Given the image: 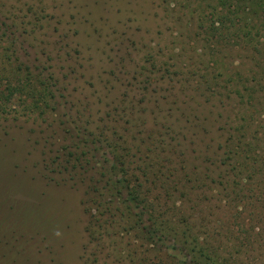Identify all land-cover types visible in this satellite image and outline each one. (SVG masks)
<instances>
[{
    "label": "trees",
    "instance_id": "16d2710c",
    "mask_svg": "<svg viewBox=\"0 0 264 264\" xmlns=\"http://www.w3.org/2000/svg\"><path fill=\"white\" fill-rule=\"evenodd\" d=\"M30 1L26 0L16 11H1L0 113L7 118L34 120L46 125V129H53V134L47 136L55 138L52 142L55 148H49V158H45L48 166H52L46 169L66 172L70 179L85 183L86 194L99 204L101 215H107L105 220L93 216L98 222L90 221L86 227L88 240L82 253L85 264L110 263L103 243L104 230L115 215L123 220L120 228L130 221L153 244L164 241L169 234L186 238L193 233L191 212L177 211L179 208L172 200L179 196L180 201H193L189 196L192 191L186 185L206 191L215 183L227 192L230 203L248 207L252 219L264 217V0H149L155 14L180 28L182 36H186L184 42L195 47L196 57H189L194 62L187 64L190 71L186 76L194 81L192 86L200 84L196 85L199 90L193 92L199 93L200 88L208 90L231 120L228 132L227 127H221V132L213 135L197 131L195 142L190 139L199 146L198 152L204 158L205 165L199 171L184 164V161L192 164L191 158L185 151L180 154L176 147L182 145L183 138L188 139L186 133L190 134L194 126L175 116L169 101L158 104L157 128L152 130L139 123L132 132L123 125V132L112 117L103 120L93 117L88 104L74 96L78 91L75 86L78 69L61 53L63 46L49 40L52 35L48 32L46 9L42 7L37 14L36 26H29L30 19L24 18L27 15L23 14L24 7L28 8ZM26 46L37 49L35 61L26 62L19 56ZM230 51L247 54L248 67L229 70L223 76L221 67H225L224 59ZM125 61L123 56L113 69V75L123 81ZM127 84H123L127 99L123 95L125 98L117 99L113 106L122 115L124 111L138 110L142 101L157 97L148 89H129ZM15 96L19 97L16 108L10 105ZM169 114L173 115L171 120H167ZM78 128L88 138L84 139ZM60 132L63 139L58 137ZM205 139H209L207 143ZM98 150L105 155L110 153V157L99 159ZM78 180L74 181L80 183ZM152 192L154 197L150 198ZM23 216L27 219L24 222H31L29 215ZM177 224L185 228L180 229ZM29 234L31 231L19 232L15 228L0 233V264H39L29 256L21 259L23 247L18 245V237ZM199 237L194 236L193 245L188 246L197 261L218 264L212 250H208L211 245L198 248Z\"/></svg>",
    "mask_w": 264,
    "mask_h": 264
},
{
    "label": "rangeland",
    "instance_id": "374dc122",
    "mask_svg": "<svg viewBox=\"0 0 264 264\" xmlns=\"http://www.w3.org/2000/svg\"><path fill=\"white\" fill-rule=\"evenodd\" d=\"M25 2L0 0V15L2 10L16 11ZM30 2L28 8L24 7L23 14L27 13L24 18L30 19L29 26H36L37 14L42 7L46 9L48 32L52 35L49 40L56 46H63L61 53L67 55V62L78 69L74 82L78 91L74 96L88 104L95 119L110 116L123 132V125L132 132L139 123L152 130L157 128L158 104L167 100L175 116L178 115L184 124L194 126L190 134L186 133L188 139L183 138L182 145L176 146L180 154L185 151L188 159L191 158L192 164L185 161L184 164L193 166L195 171L204 167L199 146L190 142L194 141L195 132L213 135L221 132V127H227L228 132L231 120L219 107L216 96L213 98L208 90L200 88L201 93L193 92V89L199 90L196 85L200 84L195 81L197 84L192 86L194 81L186 76L190 71L187 64L194 62L189 57H196L195 47L184 42L186 36H182L180 28L160 19L149 0ZM35 51L37 49L26 46L19 51V56L32 62ZM123 56L127 67L122 66L124 81L113 75L116 63ZM43 59L39 57V60ZM224 60L225 67L219 65L223 76L229 70L248 67V56L241 51H232ZM7 65L9 67L11 62ZM124 83H128L129 89L134 87L135 91L148 89L157 97L144 102L138 94L142 101L140 108L134 112L124 111L125 115H122L113 106L117 99H127ZM10 103L16 108L19 97H13ZM172 118V114L167 115V120ZM49 133L52 135L53 129H46V125L37 121L7 118L0 113V233H8L13 228L19 232L23 229L31 231L27 237H18L17 243L23 247L21 259L29 256L39 264H85L82 253L88 240L86 227L90 221L98 222L93 216L103 217L101 208L95 199H91L92 195L86 194L85 183L70 179L66 172L46 169V166H52L45 161L49 158V148H55L52 144L55 138H48ZM78 133L84 139L88 138L81 128ZM58 137L64 138L61 132ZM97 153L99 159L110 157V153L105 155L102 150ZM113 161L111 163L116 164ZM185 187L192 191L189 196L193 201H180L179 196L172 200L179 208L177 211L191 212L194 234L186 238L169 234L164 241L155 242V239L153 244L145 239L142 230L134 229L130 221L120 228L123 220L115 215L104 230L106 240L103 243L109 253V264H202L188 248L196 235L200 236L198 248L211 245L208 250H212L218 264H264V217L252 219L248 207L230 203L227 192L215 183L206 191L191 185ZM149 197H154L153 192ZM122 208L125 210L124 206ZM24 214L30 216L31 222H24L27 220ZM177 227L185 228L182 224Z\"/></svg>",
    "mask_w": 264,
    "mask_h": 264
}]
</instances>
